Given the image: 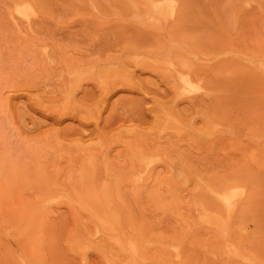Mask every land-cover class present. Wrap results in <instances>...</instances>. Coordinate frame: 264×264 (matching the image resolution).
<instances>
[{
    "label": "rangeland",
    "instance_id": "rangeland-1",
    "mask_svg": "<svg viewBox=\"0 0 264 264\" xmlns=\"http://www.w3.org/2000/svg\"><path fill=\"white\" fill-rule=\"evenodd\" d=\"M0 264H264V0H0Z\"/></svg>",
    "mask_w": 264,
    "mask_h": 264
},
{
    "label": "bare ground",
    "instance_id": "bare-ground-1",
    "mask_svg": "<svg viewBox=\"0 0 264 264\" xmlns=\"http://www.w3.org/2000/svg\"><path fill=\"white\" fill-rule=\"evenodd\" d=\"M155 4V3H154ZM154 6V5H153ZM173 12V11H172Z\"/></svg>",
    "mask_w": 264,
    "mask_h": 264
}]
</instances>
